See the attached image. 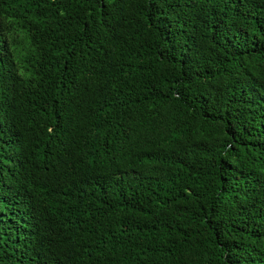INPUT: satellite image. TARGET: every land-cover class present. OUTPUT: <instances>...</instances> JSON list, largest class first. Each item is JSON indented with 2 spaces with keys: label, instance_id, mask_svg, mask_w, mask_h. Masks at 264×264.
I'll list each match as a JSON object with an SVG mask.
<instances>
[{
  "label": "trees",
  "instance_id": "1",
  "mask_svg": "<svg viewBox=\"0 0 264 264\" xmlns=\"http://www.w3.org/2000/svg\"><path fill=\"white\" fill-rule=\"evenodd\" d=\"M0 264H264V0H0Z\"/></svg>",
  "mask_w": 264,
  "mask_h": 264
}]
</instances>
